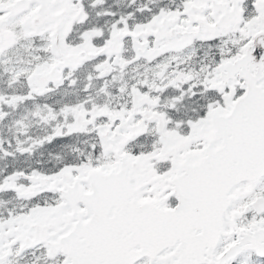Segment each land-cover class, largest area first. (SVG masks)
Segmentation results:
<instances>
[{
    "label": "snow or ice",
    "instance_id": "1",
    "mask_svg": "<svg viewBox=\"0 0 264 264\" xmlns=\"http://www.w3.org/2000/svg\"><path fill=\"white\" fill-rule=\"evenodd\" d=\"M0 264H264V0H0Z\"/></svg>",
    "mask_w": 264,
    "mask_h": 264
}]
</instances>
